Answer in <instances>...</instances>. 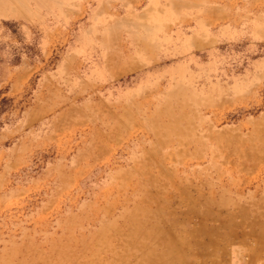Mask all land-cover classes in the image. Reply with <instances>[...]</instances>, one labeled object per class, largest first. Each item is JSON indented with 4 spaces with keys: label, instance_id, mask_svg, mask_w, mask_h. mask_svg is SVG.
Instances as JSON below:
<instances>
[{
    "label": "rangeland",
    "instance_id": "374dc122",
    "mask_svg": "<svg viewBox=\"0 0 264 264\" xmlns=\"http://www.w3.org/2000/svg\"><path fill=\"white\" fill-rule=\"evenodd\" d=\"M0 264H264V0H0Z\"/></svg>",
    "mask_w": 264,
    "mask_h": 264
}]
</instances>
